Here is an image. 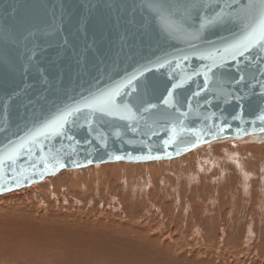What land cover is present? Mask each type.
I'll return each mask as SVG.
<instances>
[{"label":"water","instance_id":"obj_1","mask_svg":"<svg viewBox=\"0 0 264 264\" xmlns=\"http://www.w3.org/2000/svg\"><path fill=\"white\" fill-rule=\"evenodd\" d=\"M247 2L208 0L205 15L222 8L230 15L197 33L194 13L185 21L188 33L170 34L140 0H0V156L61 112L79 108L59 134L28 140L16 163L0 170V194L64 169L173 159L216 141L264 142L257 119L264 109V52L222 56L251 22L241 9ZM137 71L143 75L117 97L119 112L84 106ZM169 89L170 105L163 102Z\"/></svg>","mask_w":264,"mask_h":264},{"label":"bare ground","instance_id":"obj_2","mask_svg":"<svg viewBox=\"0 0 264 264\" xmlns=\"http://www.w3.org/2000/svg\"><path fill=\"white\" fill-rule=\"evenodd\" d=\"M231 140H236V139H231ZM247 141L255 143V141H252L250 139H248ZM216 142H221V141H216ZM213 143H215V142H213ZM222 143L224 144L223 141H222ZM256 143H262L264 146L263 141L256 142ZM207 144H210V143H206V145ZM201 145H204V144H201ZM198 146H200V145H198ZM211 147H212V145H211ZM214 147H215V145H214ZM214 147H213V150L212 149H206L205 145H204L203 147H201L199 153L198 152H197V154L195 153L196 155L189 156V154H187L188 156L186 157L185 162H187L189 164L192 163V165H194L193 167H195V168H194V170L191 169L188 172H185L182 170L178 171L177 174H179V177H177V180L178 181L184 180L185 183L190 186L193 183L198 182V180L200 179L199 178L200 175H203V177H209V175H211L212 172L213 173L216 172V167L218 168L217 171L220 172V175L218 177L216 176L215 179L222 180V178L224 176H226L225 174L228 173V172H226V168H225L226 165L224 167L223 166L224 164L222 165V163L224 161H226V162L228 160L230 161V158L231 159L232 158H239L240 156L237 157L239 151L237 150L238 147H236V145H233L232 143H230V145L228 143H226L224 145L220 144L219 148L216 149L215 152H214ZM235 147L237 149H234ZM253 147H254V145H253ZM202 148H205V149L203 150ZM207 148H208V146H207ZM261 148H262L261 149L262 152H264L263 147H261ZM195 149H193V151ZM197 151H199V149H197ZM254 151H255V149H254ZM212 152H214V153L210 154ZM217 153L221 155L219 157V159L216 156ZM242 154H243V152H242ZM210 155H212V156L215 155V157L212 158V157H210ZM241 156H243V155H241ZM246 156H248V155H246ZM249 156H251V155L249 154ZM256 156H258V155L256 154ZM263 156H264V154H263ZM232 160H233V162L232 161L231 162H232V164H234L236 171H237V174H238L239 178L241 179L242 187L244 188L243 190L248 191V189L246 190L245 187H247V185L249 186V184H250L249 183L250 175L244 171L243 162L241 159H239V160L232 159ZM229 161H228V163H229ZM171 165L172 166L177 165V163L174 162ZM250 166H251V164H250ZM259 166H260V164H259ZM252 167H254V166L252 165ZM260 169H262V168H260ZM255 170H256V168H255ZM228 175H227V177H228ZM255 178H257V177H255ZM260 178H262V175ZM77 180H79V179L73 178L71 183L68 186L73 184V188H74L76 186L75 182ZM210 180H212V179L210 178ZM226 180H228V179H226ZM161 182H162V184H164L163 181H161ZM48 183L49 184L53 183V180H46L42 184L34 185V186L30 187V189H28L26 192H23V193H21V191H19L16 193H10L8 195H4V196L0 197V264H120V262L124 261V260H125V262H127V264H129L127 261L128 259L123 260V258H125V257L122 258V255L125 256L124 250H122L124 252L121 254V257H119L121 261L117 260L119 255L116 252L119 249L118 247L120 245L128 247L124 243L126 242L129 245V244H131L129 241L141 243V244L143 243L144 245L147 244L148 246H150V248L153 247L154 252H156L160 256H164L161 258H163V259H165V261H167L165 263L170 262V264H235L232 262L234 260V258H229V259L225 258V256L223 255L224 251L221 250L222 247L220 248V250L223 251V252H221V253H223L222 255L219 252V249L216 248L218 243L221 242L222 240H219V242L216 244V246L214 248V252L216 251L217 255L210 249V248H212V246L208 247L209 249L208 248L204 249L202 246L189 247V240L191 239V237L188 238V236L192 235L193 232H195L194 235L196 236V234L199 233L200 227H196L195 231H193L191 229H187L188 227H186V230L183 231V228H182L183 226L180 225V223H175L174 221H172L173 220L172 218H171V221H169L167 223H166V221H165V223H162L157 218H156L157 221L154 220L156 215H157V217L160 215H163V217H164V215L168 216L167 212L169 210V208H167V207H166L165 211H164V209L162 210V208L160 210L161 206L159 204V201L161 200V197L158 195V193H157L158 191L155 192L154 190H151L150 191L151 196L148 198V206L149 207L148 206L147 207H141V212L139 214H140L142 221H143V224L140 223L142 225H138L139 223L137 225H133V223H130V222H125V223L119 222V224L122 226V228L120 227L121 229H118L117 225L115 224L118 222L116 220H115L116 222L112 221L111 223H107L106 220L99 217L100 215L98 217H96V220L93 218H87V217L83 218L81 216V214H84L85 212H87L88 209H86L87 206L82 205L76 199V197L78 195L75 196V194H74V196L72 198L69 196L66 197L65 194L64 195L62 194L63 189L61 188V185H59L58 188L57 187L56 188L49 187L48 189H46ZM170 183H171V189L170 190L172 191L171 197L173 199V200L172 199L171 200L176 201V199L181 197L180 194L182 195V197H184L183 196L184 190L182 191V187H180L179 185L176 184V180L173 181L172 179H170ZM221 183H223V182H221ZM77 184H78V182H77ZM199 186H200V184H199ZM219 186H221V185H219ZM238 187L240 189H242L240 186H238ZM263 187L261 186V188H263ZM197 188H199V187H197ZM235 188H236V186H235ZM69 189H71V187ZM191 190H192V188H191ZM249 190H251V189H249ZM223 192H225V191L223 190ZM79 193L80 192L78 191V194ZM185 193H186L185 195H187L188 191ZM230 193H231V191H230ZM259 194H261V193H259ZM235 195H237V193H235ZM190 196H193V193L190 194L189 197ZM229 196H231V195H229ZM162 198H163V195H162ZM209 198H207V200ZM223 199H225V198H223ZM116 200H117V198L115 199V197H113V199H112L113 204L110 207L115 209V211L121 210L124 213V205L119 203ZM210 200L211 199H209L208 202ZM232 200H234V198ZM260 200L261 199L257 197L256 201L261 203L260 209L264 210V205L262 204L263 201L261 202ZM131 201H132V199H131ZM131 201H129V202H131ZM135 201H136V199H135ZM146 202L147 201H145V204H146ZM167 202H169V201H167ZM203 202H204V200H203ZM107 203H109V202H107ZM213 203H211L212 204L211 207L214 206ZM130 204L131 203H129V206H131ZM204 204H205V202H204ZM142 205L144 206V203H142ZM204 206L206 207V204ZM77 207H78V215L74 214L73 212H71V213L66 212V210H68V209H75ZM138 208H140V207L138 206ZM239 208H240V206H239ZM256 208H258V207H256ZM97 209L100 211V207H98ZM104 210L105 209H103V211ZM137 210H139V209H137ZM244 210H245V208H244ZM230 211H232V210H230ZM230 211H228V212H230ZM100 213H102V212H100ZM211 213H213V212H211ZM222 213H223V211H222ZM149 214H152L155 216L153 219L154 221L152 220L153 222L149 221V219H148ZM85 215H86V213H85ZM88 215H86V216H88ZM91 215L93 216V214H91ZM140 216H138V222H139ZM248 216H249V214H248ZM128 217H129V215H128ZM120 218H121V216H120ZM196 218H198V217H196ZM134 221L135 220L133 219V222ZM196 221H198V220H196ZM238 222H239V218H238ZM147 223H149L150 225L149 224L146 225ZM197 224H199V223H197ZM92 228H95V230H94L95 233L94 232L92 233V231H93ZM223 229H225V228H223ZM118 230H120L121 233H117ZM220 230H221V228H220ZM246 231L248 233H250L249 231H251V230L248 227ZM252 232H254V231H252ZM204 233H205V236H208V232H207L206 228H204ZM209 234H213V233L211 232ZM198 236H200V235H198ZM223 237L224 236L222 235L221 238H223ZM100 241L102 244L98 243ZM157 242H158V244H157ZM214 242H217V241H214ZM192 243L195 244L196 242L192 241ZM210 243H212V242H210ZM180 244H181V246H180ZM137 246H138V244H137ZM131 248L132 247H130V250L132 251L133 248L132 249ZM140 248H143V247H140ZM176 248H177L178 252H180L178 256L175 255V253H177ZM134 250H136V249H134ZM146 250H148V249L146 248ZM146 250L144 249V251H146ZM129 252L130 251H127L125 254H127ZM132 252L130 255H132V254L134 255V253H132ZM154 252H152V250L150 251V253H144L143 252L145 255L151 257L150 261H148V262H146L147 261L146 260V261H138L137 263H130V264H155V263H157V261L155 262V260H157V259H155L151 253H153L158 258L160 256H158ZM144 254H142V255H144ZM198 254H201V255L198 256ZM130 255H128V256H130ZM172 255L175 258H173ZM167 257H172V258H167ZM243 257H244V255H243ZM261 257H259L260 259H258V260L257 259L254 260L253 264H264V259H263V257L262 258ZM144 259H147V258H145V256H144L143 260ZM148 260H149V258H148ZM134 261H135V259H134ZM251 261L252 260L250 259V262ZM158 262H160V261H158ZM239 262H241V261H238V263ZM244 262H242V264L246 263V262L245 263Z\"/></svg>","mask_w":264,"mask_h":264},{"label":"rangeland","instance_id":"obj_3","mask_svg":"<svg viewBox=\"0 0 264 264\" xmlns=\"http://www.w3.org/2000/svg\"><path fill=\"white\" fill-rule=\"evenodd\" d=\"M248 139L249 138L246 137V138H242V139L223 141L224 144L228 143L230 145V143H232L233 145H236V147H238V149L236 147L234 149H237L239 151L237 157L240 156L241 158L239 157V158H232V159H237V160L241 159L243 162L244 171L250 175V179H249L250 184H249V186L247 185L248 188L245 187V189L246 190L248 189V191L243 190L244 188L242 187L241 179L239 178V176L237 174V171H236L234 164H232L233 160L231 158H230V161L228 160L229 163H228V161L227 162L224 161L222 163V165L224 164L223 165L224 167L226 165L225 168H226V172H228V173H226L225 174L226 176H224V177L228 180H226L224 177H223L224 179L222 178V180L215 179L216 176L218 177L220 175V172L217 171L218 170L217 167H216V172H214V173L212 172L211 175H209V177H203V175H200V177H199L200 181L198 180V182L193 183L190 186L187 185L184 180H181V181L177 180V177H179V174H177L178 171L182 170V171L188 172L191 169L194 170V168H195V167H193L194 165H192V163L189 164V163L185 162V159L188 156L187 154H189V156L196 155L197 152L198 153L200 152L201 147H203L204 145H205L206 149H212V150H213V147L215 145V147H214V152H215V150L219 148L220 144L224 145L221 141V142H215V143L211 142L210 144H207V145H206V143H204V145H200L201 147L196 146L195 147L196 149L194 148L195 152L192 149L189 152L183 154L182 156L177 157V158H173V159L155 160V161L137 162V163L125 162V161H113V162L91 164V165L76 168V169H64V170L57 172L54 175H49V176L45 177L41 181L31 183L29 186L21 187L19 189H15V190H11V191L2 193V194H0V197H2L4 195H8L10 193H16L19 191H21V193H23V192H26L28 189H30V187H32L34 185L42 184L46 180H53V183L47 184L46 189H48L49 187H53V188L57 187L58 188V186L61 185V188L63 189L62 194L63 195L65 194L66 197L69 196L72 198L74 196V194H75V196L78 195L76 197V199L82 205L87 206L86 209H88V211H89V212L87 211L88 213L85 212L86 215L89 214L88 216H86L85 213L81 214V216L83 218L87 217V218H93L96 220V217H98L100 215L99 217L106 220L107 223H111L112 221H115V220L118 221L115 224L117 225L118 229H121L122 226L119 224V222H121V223L130 222V223H133V225H137L138 223H139L138 225L143 224L142 218L139 214L141 212V207H147L148 206V198L151 196L150 195L151 190H154L155 192L158 191L157 193L161 197V200L159 201V204L161 206L160 210L162 208V210L164 209V211H165L166 207L169 208V210L167 212L168 216L164 215V217H163V215H160L157 217V215H156V217H155L154 215L149 214L148 219L150 222H153L157 218L160 222L165 223V221H166V223H167V222L171 221V218H172L173 219L172 221H174L175 223H180V225L183 226V227L181 226L183 228V231L186 230V227H188L187 229H191L193 231H195L196 227H200L199 233L196 234V236L194 235L195 232H193L192 235L188 236V238L191 237V239L189 240V247L202 246L204 249L205 248L207 249L208 247L212 246L213 249L212 248H210V249L214 252V248H215L216 244L219 242V240H222L221 242L223 244L221 242H219L217 247H216L219 249L220 253L224 251L223 252L224 254L221 253V255L223 254L225 256V258H228V259L229 258H234V260L236 259L235 261L234 260L232 261L235 264H237L238 261H241L238 264H242V262H244L245 260H246L245 261L246 263L244 262L245 264H247V263L253 264L254 260L260 259L259 257H261V256L264 259V246H263L264 245V215H263L264 210L260 209L261 203L256 201V199L258 197L261 199L260 200L261 202L263 201L262 204L264 205V187H263L264 186V181H263L264 180L263 179L264 178V176H263L264 175V169H263L264 168V158H263L264 152H262V150H261L262 149L261 147H263V150H264V146L262 143H256V142L252 143L250 141H247ZM211 145H212V147H211ZM253 145H254V147H253ZM207 146H208V148H207ZM205 148H202V149L204 150ZM197 149H199V151H197ZM254 149H255V151H254ZM241 151L243 152V154ZM214 152H212L210 154H213ZM254 152L258 156H256V154ZM218 153L216 154V156L219 159V157L221 155ZM249 154L251 156H249ZM241 155H243V156H241ZM246 155H248L249 157ZM210 157L214 158L215 155H213V156L210 155ZM174 162H176L177 165L172 166L171 164ZM250 164H251V166H250ZM259 164H260V166H259ZM252 165L254 167H252ZM259 167L262 168L263 170L260 169ZM255 168H256V170H255ZM260 174L262 175V178H260L261 177ZM227 175H228V177H227ZM255 177H257V178H255ZM71 178L72 179L73 178L79 179L75 182L76 183V186L74 187L75 189L73 188V184L68 186L72 181ZM210 178L212 180H210ZM170 179H172L173 181L176 180V184L179 185L180 187H182V191L184 190V192H183L184 197H182V195L180 194V196L182 198L179 197L178 199H176V201L175 200L172 201L173 199L171 197L172 191L170 190L171 189ZM161 181H163L164 184H162ZM77 182H78V184H77ZM221 182H223V183H221ZM199 184H200V186H199ZM219 185H221V186H219ZM237 185L240 186L242 189H240ZM235 186H236V188H235ZM261 186L263 188H261ZM70 187H71V189H69ZM197 187H199V188H197ZM191 188H192V190H191ZM249 189H251V190H249ZM223 190L226 193L223 192ZM78 191L80 192L79 194H78ZM187 191H188V193H187V195H185L186 194L185 192H187ZM230 191H231V193H230ZM192 193H193V196L189 197V195ZM235 193H237V195H235ZM259 193H261V194H259ZM162 195H163V198H162ZM229 195H231V196H229ZM112 196L115 197V199L117 198L116 201H118L119 203L124 205V213L125 214L121 210L115 211V209L110 207L113 204V202H112L113 197ZM207 198L211 199L212 201L210 200L208 202L209 199L207 200ZM223 198H225V199H223ZM231 198L232 199L234 198V200H232ZM131 199L133 202L131 201ZM135 199H136V201H135ZM203 200L206 204V207L204 206L205 204H204ZM129 201H131V202H129ZM145 201H147L146 204H145ZM167 201H169V202H167ZM107 202H109V203H107ZM210 202L211 203L214 202L213 207H211L212 204ZM129 203H131L130 204L131 206H129ZM142 203H144V206L142 205ZM138 206L140 208H138ZM239 206H240V208H239ZM98 207H100V211L97 209ZM256 207H258V208H256ZM102 208L105 210L103 211ZM244 208H245V210H244ZM137 209H139V210H137ZM229 209L232 211H230ZM222 211H223V213H222ZM228 211H230L231 213ZM66 212H68V213L73 212L74 214L78 215V207L75 209H68V210H66ZM100 212H102V213H100ZM211 212H213V213H211ZM91 214H93V216ZM248 214H249V216H248ZM128 215H129V217H128ZM120 216H121V218H120ZM138 216H140L139 222H138ZM154 217H155V219H154ZM196 217H198V218H196ZM132 218L135 220L134 221L135 223L133 222ZM238 218H239V222H238ZM196 220H198V221H196ZM140 223H142V224H140ZM197 223H199V224H197ZM148 224L149 223H147L146 225H148ZM248 227L251 230V231H249L250 233H248L246 231ZM204 228H206V230L208 232V236H205ZM220 228H221V230H220ZM223 228H225L226 230ZM92 230H93L92 233L93 232L95 233V231H94L95 228H92ZM252 231H254V232H252ZM211 232L213 234H209ZM117 233H121L120 230H118ZM198 235H200V236H198ZM222 235L224 236L223 238H221ZM191 240L193 242H196V243L195 244L192 243ZM214 241H217V242H214ZM129 242L132 245L131 244L128 245L125 242L124 244L127 245L128 247H125L123 245H120L118 247L119 249L116 251L117 254L119 255L117 260H120L119 257H121V254L124 251H125V253L127 251H130L127 254L124 253L125 256L122 255V258L125 257V258H123V260L128 259L127 261L129 264L130 263H137L138 261H146V260H147L146 262L150 261L151 257L145 255L144 253H150L151 250H152V252H154L153 247L150 248V246H148L147 244L144 245L143 243L141 244V243H136V242H132V241H129ZM210 242H212V243H210ZM98 243L100 244L101 241ZM137 244H138V246H137ZM157 244H158V242H157ZM180 246H181V244H180ZM130 247L133 248V249L131 248L132 251L134 249H136V250H134L132 252L130 250ZM140 247H143V248H140ZM221 247H222L221 250H223V251L220 250ZM146 248L149 251L146 250ZM144 249L146 251H144ZM122 250H124V251H122ZM131 252L134 253V255L133 254L130 255ZM176 252L177 253H175V255L178 256L180 252H178L177 248H176ZM154 253L157 254L156 252H154ZM214 253L217 255L216 251ZM142 254H144V255H142ZM151 254L154 256L155 259H157V260H155V262L157 261V263H155V264H170V262L165 263L167 261H165V259L161 258L164 256H160L159 254H157L158 256H160L159 257L160 259H159L153 253H151ZM128 255H130V256H128ZM199 255H201V254H198V256ZM243 255H244V257H243ZM144 256L147 259L143 260ZM172 257L175 258L173 255H172ZM172 257H167V258H172ZM148 258H149V260H148ZM134 259H135V261H134ZM250 259L252 260L251 262H250ZM158 261H160V262H158ZM124 262H125V260L121 261L120 264H123ZM125 263L127 264V262H125Z\"/></svg>","mask_w":264,"mask_h":264},{"label":"snow or ice","instance_id":"obj_4","mask_svg":"<svg viewBox=\"0 0 264 264\" xmlns=\"http://www.w3.org/2000/svg\"><path fill=\"white\" fill-rule=\"evenodd\" d=\"M140 6L152 13L160 26L170 34L188 33L189 29L185 27V21L192 19L194 13L199 15V28L195 29L197 33L205 29L206 26L220 20L222 16L230 15V13H225L223 8L219 13L211 17L205 15L201 10L209 7L208 0H140ZM224 7L227 8L230 7V5H225ZM241 9L251 22L245 25L243 34L224 49L222 56L226 55L233 60L238 55L243 56L245 52L252 48H259L261 52H264V0H248L246 4L241 6ZM209 58H212V54H209ZM185 59H187V57H185ZM213 66H215L214 59ZM145 71H147V69H145ZM141 75H143V73L137 71L132 74L124 84H119L112 89L101 92L99 95L92 96L85 102L84 106L107 115H113L119 112L121 110V105L117 103V97L121 95L122 88L125 86L131 87L133 81ZM205 78L207 81L208 77L206 73ZM241 79H243V77H241ZM178 87H180V84L172 85L173 89ZM172 95V90L169 89L168 98H165L163 102L170 105L172 103L170 99ZM235 99L239 101L242 97L238 96L235 97ZM154 107L156 106L151 104L148 105V108ZM123 110L131 112L129 104L125 103L123 105ZM143 110L147 111V109ZM78 111L79 108H69L61 112L58 116H55L53 119L43 124L40 129L26 140L9 148L3 156H0V170H3L6 166L11 167L16 163V158L20 155L21 149L26 147L28 140H35L37 136H44L46 133L59 134L65 124L69 122V118ZM233 118L239 119L238 116ZM257 119L264 122V109L261 110V114L257 116ZM261 131L264 132V128H261ZM170 142L171 140L165 141V144L167 145ZM30 151L29 149V152ZM117 159H119V157H117ZM9 161L11 164H7ZM55 163L58 164L59 161L57 160Z\"/></svg>","mask_w":264,"mask_h":264}]
</instances>
